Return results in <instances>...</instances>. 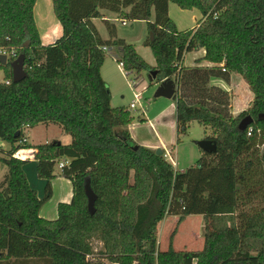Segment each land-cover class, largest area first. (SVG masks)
<instances>
[{
    "label": "trees",
    "instance_id": "16d2710c",
    "mask_svg": "<svg viewBox=\"0 0 264 264\" xmlns=\"http://www.w3.org/2000/svg\"><path fill=\"white\" fill-rule=\"evenodd\" d=\"M35 2L0 0V52L23 54L26 74L13 83L12 61L0 65V142L10 146L0 150L6 168L0 264H264V0H52L62 34L47 46L35 25ZM169 4L197 10L201 19L179 31ZM104 11L121 23H147L144 47L155 67L116 37ZM93 20L103 21L107 40ZM106 50L118 53L115 60L128 75L147 72L151 84L173 79L176 144L196 122L210 130L204 140L214 142L216 152L199 150L196 163L180 172L135 144L128 130L134 117L127 108L111 107L101 77ZM199 50L204 55L196 63L211 66L184 67V55ZM232 75L253 95L248 109L235 116L230 94L212 85L214 79L228 83ZM247 116L252 123L239 131ZM38 125L59 128L70 143L19 144ZM29 149L39 179L56 173L71 182L72 199L57 206L56 220L39 216L49 185L39 200L26 180V162L16 156ZM63 159L68 165L57 171ZM86 183L96 197L93 215ZM194 215L204 223L202 250L157 251V226L166 216H177L179 224ZM91 240L102 244L97 255Z\"/></svg>",
    "mask_w": 264,
    "mask_h": 264
},
{
    "label": "rangeland",
    "instance_id": "374dc122",
    "mask_svg": "<svg viewBox=\"0 0 264 264\" xmlns=\"http://www.w3.org/2000/svg\"><path fill=\"white\" fill-rule=\"evenodd\" d=\"M42 1L43 0H37L38 6L35 11L37 27L41 33L43 32V24L42 21H40V15L46 13L51 22L54 21L53 18L55 19L52 3H48L45 9L43 8ZM103 14L109 20H112V22L114 21L113 24L115 25L116 37L127 44L133 45L137 54L149 66L155 67L156 64L151 50L144 47V42L149 37L147 23L145 21L124 20L125 25H122L115 13L104 11ZM168 15L179 31L193 29L201 19V15L197 10L183 11L174 4L168 5ZM150 21H154V14H152ZM93 25L102 39L109 38L106 26L102 20H93ZM115 55L118 56V53L116 54L115 51L109 52L106 50V59L101 68V77L110 91L111 107L127 108L134 117L132 124L129 126V134L133 142L135 139V142L147 141L151 142V144L154 143L156 138L155 129H157L160 137L166 143L165 149H172V147H170L172 143L169 142H172L171 140L175 136L172 127L173 113L171 109L174 101L164 98H154L157 84L150 83V74L147 72H142L140 74L132 72L128 75L122 72L117 67L118 63L115 60ZM193 55V53L184 55V66H195L192 60ZM2 81L3 72L0 71V82ZM233 81V85L228 90V93L231 96L230 112L235 116L248 109L250 103L253 101V95L243 80L236 77ZM137 95H139V97L135 100V96ZM250 100L251 102H249ZM131 103H134L133 109L129 108ZM162 112L165 113L163 116L164 120H161L163 117H160ZM39 127L43 128L40 129ZM36 129L40 130H36L37 137L42 140L45 137L49 143L59 142L61 144H69L71 141L70 137L65 135L57 127L47 132H45L44 126L42 125L36 126ZM54 129L59 130L60 135H56ZM30 133H33L31 129H27L25 132L26 135ZM210 133L209 129L203 128L196 122H191L186 135L180 138L181 143H174L173 146H176V152H172L168 157L162 156L168 163H173L175 171L183 172L196 163V160H194L195 152L200 153L196 144L210 136ZM0 146H3L6 150L9 147L8 144L4 143L2 145L1 142ZM167 150H165L164 154H168ZM1 158L2 155L0 154V159ZM5 173L6 168L0 163V180ZM203 234L204 223L201 216H188L179 224L177 216H166L157 226V251L163 252L168 249L174 251H200L203 249ZM90 243L94 255H97V253L102 250V244L97 240H91Z\"/></svg>",
    "mask_w": 264,
    "mask_h": 264
},
{
    "label": "crops",
    "instance_id": "0c3cea01",
    "mask_svg": "<svg viewBox=\"0 0 264 264\" xmlns=\"http://www.w3.org/2000/svg\"><path fill=\"white\" fill-rule=\"evenodd\" d=\"M43 8L46 9V5L48 3H52V0H43ZM41 4V5H42ZM37 0L35 2L34 8H33V16H34V21H35V25L37 27V21H36V17H35V11L37 9ZM41 11H43L42 9H40ZM47 14H42L40 15V21H42L43 24V32L41 33V31H39V28L37 27L38 33H39V37H40V41L41 44L43 46H47L50 44H53L58 38H60L61 34H62V29L61 26L59 25V23L57 22L56 19L53 18V22L50 21L49 17L47 18ZM104 20L109 21L110 23H114V21L112 22V20H109L105 15H104ZM103 40H107V39H103ZM193 55V62L195 66H211V64L207 63V62H200L199 64L196 63V60L200 59L203 57L204 53L203 50H199L197 52H192ZM114 57V56H113ZM184 62V59H183ZM182 62V65L184 66ZM119 68V70H122V68L118 65L117 66ZM184 67H190V66H184ZM102 71V70H101ZM238 76L236 75H232L230 77V80L228 83H225L221 80L218 79H214L212 80V85L217 86L221 89H223L224 91L228 92V90L232 87L233 85V80L234 78H236ZM240 78V77H238ZM241 79V78H240ZM242 80V79H241ZM158 87V84L156 85ZM250 98L252 99L251 95ZM173 100V99H172ZM174 101V100H173ZM251 102V100L249 101ZM172 109V113H173V121H172V127H173V131H174V138H172V143L170 144V147H172V149H165L166 148V143L162 140V138L160 137L157 129H155L156 132V138H155V142L151 144V142H139L136 141L134 139L135 144L142 146L144 148L150 149L152 151H156L157 149H160L162 151V155L164 156L165 150L168 151V154L171 155L172 152H176V146H173L174 143L176 142V112H175V102L173 104V106L171 107ZM165 115L164 112H162V114L160 115V117L162 118ZM164 120V117L161 119ZM40 129L43 127H39ZM52 128H56L53 126H47L44 127L45 132L52 130ZM36 127L31 129V132L33 131V133L27 134L26 135V141H27V145L30 146H37V145H41V144H46L49 143L48 140L44 137L43 140L37 137L36 134ZM55 130V134L60 135V131L57 129ZM129 130V128H128ZM40 131V130H39ZM130 131V130H129ZM59 132V133H57ZM40 137V136H39ZM133 137V136H132ZM134 138V137H133ZM31 139V141H30ZM38 139V140H37ZM40 139V140H39ZM46 139V141H45ZM2 143V142H1ZM4 143H2L3 145ZM10 149V146L8 147V149H4L3 146H0V150L1 151H8ZM1 154V153H0ZM2 155V154H1ZM17 158L20 160L25 161L26 163L23 165V171L26 177V180L28 182L29 187L35 191L37 197L39 200L44 199L45 197V192H46V187L47 185H49L50 187V191H51V196L50 198L41 206V209L39 211V216L42 219L48 220V221H53L56 220L57 218V206L61 203L63 204H68L71 199H72V185L71 182L63 177H55L52 180L46 181V180H41L38 178L37 176V162L33 159L32 156V151L31 149L29 150H23L21 152H19L17 155ZM194 160H198L200 157V153H196L194 155ZM172 166L173 163H170Z\"/></svg>",
    "mask_w": 264,
    "mask_h": 264
},
{
    "label": "water",
    "instance_id": "95a60500",
    "mask_svg": "<svg viewBox=\"0 0 264 264\" xmlns=\"http://www.w3.org/2000/svg\"><path fill=\"white\" fill-rule=\"evenodd\" d=\"M153 37L150 35V41H152ZM24 62L25 57L23 54H20L14 61L10 63V67L12 70V81L13 83H20L26 77L24 72ZM7 64V58L4 55H0V65L5 66ZM152 79H155L156 72H151ZM176 84L173 79H165L161 83L158 84L156 88L154 98H164L167 100H172L176 95ZM252 123V118L250 116L245 117L238 125L239 131H244L250 124ZM197 147L199 150L205 153H215L216 152V145L214 142L210 140H202L198 142ZM156 155L162 156V151L157 149L155 151ZM53 177H57L56 173H53ZM85 196L87 198V208L90 215L94 214V203L96 200L95 195L90 189L88 183H86L85 188Z\"/></svg>",
    "mask_w": 264,
    "mask_h": 264
},
{
    "label": "built area",
    "instance_id": "2783aa9c",
    "mask_svg": "<svg viewBox=\"0 0 264 264\" xmlns=\"http://www.w3.org/2000/svg\"><path fill=\"white\" fill-rule=\"evenodd\" d=\"M122 25H125V23L122 22ZM0 55H4V56L7 58V62L10 61V60H11V61H14V60L18 57V55L15 54L14 52H11V53L0 52ZM119 66L122 68L121 65H119ZM222 71L224 72V70H222ZM6 84H8V82H6ZM138 97H139V95L135 96V100L138 99ZM129 108H130V109H133V108H134V103H131L130 106H129ZM250 133H251V130H249L248 135H250ZM26 143H27L26 138H23V139L19 142V144H21V145L26 144ZM165 156L168 157L169 154H164V157H165ZM66 165H68V160H66V159L61 160V161L59 162L58 166H57V170H59V171L62 170L63 167L66 166Z\"/></svg>",
    "mask_w": 264,
    "mask_h": 264
}]
</instances>
